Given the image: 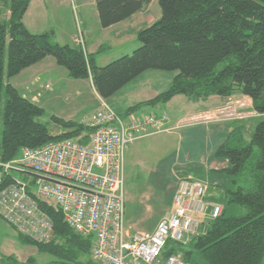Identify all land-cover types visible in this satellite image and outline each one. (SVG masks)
Listing matches in <instances>:
<instances>
[{
    "label": "trees",
    "instance_id": "16d2710c",
    "mask_svg": "<svg viewBox=\"0 0 264 264\" xmlns=\"http://www.w3.org/2000/svg\"><path fill=\"white\" fill-rule=\"evenodd\" d=\"M7 2L9 19L0 21V160L12 159L25 146L75 138L85 129L74 120L52 116L65 130L51 133L38 120L43 108L9 82L47 56L71 78L91 77L95 91L105 100L147 69L177 71L165 90L129 106L125 115L179 94L201 99L239 92L251 99L260 119L249 140L234 137L237 143L229 146L227 137L214 153L227 159L220 171L231 183H236L232 176L248 168L247 186L222 190L227 202L241 205L244 212L225 216L224 207L188 245L168 241L163 255L181 251L193 264L201 258L208 264H264V0H157L160 16L137 30L139 45L104 65L76 45L51 42L50 32H31L22 21L30 0ZM148 3L95 0L99 24L105 28L123 21ZM225 59L228 62L217 68ZM87 140V136L80 139ZM10 181L11 176H6L0 189ZM38 204L51 218V238L36 241L17 231L19 241L52 254L57 264H101L89 256L90 238L75 233L58 209L42 201Z\"/></svg>",
    "mask_w": 264,
    "mask_h": 264
},
{
    "label": "built area",
    "instance_id": "2783aa9c",
    "mask_svg": "<svg viewBox=\"0 0 264 264\" xmlns=\"http://www.w3.org/2000/svg\"><path fill=\"white\" fill-rule=\"evenodd\" d=\"M79 36L83 45L80 31ZM99 100L98 109L81 118L85 129L79 136L25 146L12 159L0 160V183L12 178L0 189V218L36 241H48L52 221L39 206L42 201L58 209L75 233L91 239L90 255L101 264H193L181 251L163 255L166 243L186 245L222 207L205 200L204 181L187 176L178 181L168 214L152 229L129 234L125 150L150 128L158 129L166 116H122ZM83 136L87 142L80 141Z\"/></svg>",
    "mask_w": 264,
    "mask_h": 264
},
{
    "label": "rangeland",
    "instance_id": "374dc122",
    "mask_svg": "<svg viewBox=\"0 0 264 264\" xmlns=\"http://www.w3.org/2000/svg\"><path fill=\"white\" fill-rule=\"evenodd\" d=\"M44 1L47 5V14L44 21H42L43 14L40 7ZM6 7L8 8L7 0H0L1 17H3ZM76 7L75 0H31L29 10L25 14L23 22L28 25L27 27L31 31L40 29L43 25L47 27L50 25L58 33L56 39H59V35H63L62 30H71L74 32L71 44L80 47L85 54H89L82 30V27L84 28L83 21L85 25L91 27L92 36L99 37V29L101 27H96L97 23L90 12L83 18L80 14V9ZM149 10L150 15H147L149 17L146 16L145 19L141 20L142 24L144 23L143 25L154 21L156 17L160 16L157 0H152ZM0 21H4L3 18H0ZM79 31L81 32L83 45H81ZM102 32L104 35L101 38L102 43L98 51L99 53L94 55L95 61L99 65H104L124 54H129L139 45L136 32L134 31V34L131 32L123 39L125 40L124 43L110 39V36L114 38V34L111 33L113 31L105 30ZM134 38L136 43L132 47H128ZM49 40L55 42L52 36L49 37ZM47 57L53 58L52 56ZM227 62L228 59L223 60L217 68H221ZM55 64H46L45 69L48 72L45 74L41 75V71L35 69L25 73L22 78L21 72L27 69L24 68L17 75L10 78L9 82L16 85L19 78H22L23 82L20 81L19 87L23 92H27L26 84L29 80L34 81L30 83V90H36L39 83L46 87L53 84V87H51L57 89L58 92L56 97L52 96L51 98L45 95L41 99V94L37 90L35 92L37 98L41 99L40 106L43 108V114L39 116L38 120L43 122L49 131L60 133L65 129L59 123L54 122L52 116L80 123L82 117L89 116L98 109L100 100L99 95L93 87L91 77L71 78L63 67ZM176 73V70L147 69L106 100L117 113L124 116L129 106L150 99L165 90ZM45 80L51 82L44 83L43 81ZM17 89L20 91L19 88ZM64 89L65 91L62 93L61 91ZM74 90L78 91L77 95L70 94ZM236 93H234V96L233 94L227 96V100L225 101L227 106L218 110L211 118H208L206 115L189 114L191 110H187L186 107H199L202 101L198 102L200 99H193L183 94L178 95L182 102L173 100L170 103H157L156 105L149 106L141 105L137 108V111H132L137 114L165 115L166 120L158 129L150 128L147 133L132 141L125 150L124 187L125 224L127 228L134 232L149 230L157 219L167 215V212L170 211L171 197L181 178L191 176L204 181L208 187H213L208 178L190 174L194 163L188 160L184 156V153L189 152L190 149L194 151L197 147V143L193 141L194 138H198V135L192 133L194 126L204 128L202 124L208 119L216 121L221 119L227 120L225 122L227 124L226 129H224L222 137L225 140L229 137V146L237 143L234 137L246 141L249 140L254 125L260 119V115L254 112L252 106L247 108L243 106V103L242 107L244 108L231 110L235 95H242L239 92ZM184 104L187 106L185 107ZM239 105L241 106V103ZM176 114L177 116L175 117ZM240 120L244 122L236 129L234 124H238ZM229 131L230 133H228ZM231 132H236V134ZM232 134L234 135L232 136ZM183 137L182 145H179ZM190 140L193 142H189ZM223 166H227V160ZM214 167L218 168L221 165L216 164ZM232 178L235 179L236 183H231L226 178L227 180L222 182V189L228 186L233 189L236 185L247 186L250 183L248 168H245L237 176H232ZM222 189L219 197L217 196L218 192L213 194L217 197V204L222 209L225 207L224 215H238L244 212V208L241 205L227 202V199L223 196ZM16 232V229H13L11 225L0 218V264H57V259L52 254L40 251L34 245L19 241ZM198 233H200L199 230ZM89 256L91 257V255ZM197 262L198 264H208L202 258L197 259Z\"/></svg>",
    "mask_w": 264,
    "mask_h": 264
},
{
    "label": "crops",
    "instance_id": "0c3cea01",
    "mask_svg": "<svg viewBox=\"0 0 264 264\" xmlns=\"http://www.w3.org/2000/svg\"><path fill=\"white\" fill-rule=\"evenodd\" d=\"M151 2H152V0H149V3L147 6H145L140 11L134 13L129 18H127L123 21L117 22L115 24H112L108 27L103 28L99 24V20H98V16H97V10L95 7V0H75V3L77 5L76 8L80 9L81 16L84 18V16H86L87 13L90 12L92 14L93 18L95 19V22L97 23L96 27H101L99 29V35L100 36L99 37L98 36L97 37L92 36L91 35V32H92L91 27L85 25V22L83 21L84 28L82 27V30H83V33L85 36V40H86V44L88 47L89 54H93V56H94L96 53H99L98 51H99L100 45L102 43L101 38L104 35V33L102 31H105V30L113 31L111 33L114 34V36H113L114 38H111L112 36H110V39L113 41H116V42L124 43L125 40H123V39L126 38V36H128L129 33L133 32V31L137 32L138 29L145 26V25H143L144 23L142 24L141 20L145 19L148 14L150 15L149 5ZM30 3H31V0H30L28 7H27V9L23 15V18L25 17V14L29 10ZM46 9H47V5L44 1L42 3V6L40 7V10L42 11V14H43L42 21H44V19L46 17V14H47ZM3 14H4L3 17H1V15H0V18H3L4 21H7L9 19V16H10L9 7L5 8V12ZM157 16H158V14H157ZM147 17H149V16H147ZM23 18H22V21H23ZM157 18L158 17H156L155 19H157ZM151 22L152 21H150L148 24H150ZM24 24L26 27L28 26L26 23H24ZM27 28L29 29V27H27ZM31 32L37 33V34L43 33V32H50L51 33L50 36H52L54 38L55 42H57L59 44H66V43L71 44L72 36L74 33L71 30H68V31L62 30L63 35H59L58 36L59 39H56V36L58 35V33H57L56 29L51 27L50 25H49V27L43 25L40 29L32 30ZM134 32H133V34H134ZM132 41L133 42L130 45H128V47H130V46L132 47L136 43L135 38H134V40L132 39ZM109 42H110V40H109ZM108 46H110V45L108 44ZM55 63L56 62H55L54 58L45 57L41 61L29 66V68L27 67L26 70L21 72V76L23 78L25 73H27L28 71H31V70H35V69H37V70L39 69L38 71H41L40 72L41 75L45 74L48 72V70L45 69V65L46 64H55ZM55 65H57V64H55ZM18 77H20V76H18ZM22 78H19V81L16 85L15 84L14 85L12 84V85L14 87L20 89L19 83H20V81H22ZM31 81H33V80H29L28 83L26 84L27 92H23V91H21V89L19 92L21 94H23L25 97L36 102L37 104H39V105L41 104V99L45 95H47L51 98H52V96H55V97L57 96L58 92H57V89L52 88L53 84L51 85L52 87L51 86L46 87V86H43L39 83V86L37 87L36 90L38 93L41 94L40 95L41 99L37 98V96L35 95L36 90H34V89L30 90ZM43 82L44 83H50L51 81L45 80ZM63 91H65V89L62 90L61 92L63 93ZM74 91H76V90H74ZM74 91L71 92L70 94L77 95L78 91H76V92H74ZM62 93H60V94H62ZM233 96H234V94H233ZM174 97H176V98H174ZM226 98H227V96L209 95L208 97L202 98L198 101V102L202 101L201 103L203 104V105L201 104L199 107H196V106L186 107L187 105H185V104L184 105L187 108V110H191L189 113L191 115H206L208 118H211L218 110H220L221 108H225V106H227L225 104V101L227 100ZM173 100H177L178 102H182L181 98L178 97V95L173 96L171 98V100H169L168 102L170 103ZM198 102H195V103H198ZM239 103H241V106L239 105ZM242 103L244 104L243 106L247 107V108L249 106H252L251 99L248 96L243 95V94L241 96L235 95V97L232 101L231 110L244 108V107H242ZM150 109H151V107H150ZM136 111H137V109H136ZM254 112H255V110H254ZM178 113H180V112H178ZM240 113L244 114L243 112H240ZM248 114H250V112H248ZM176 116H177V114L175 115V117ZM225 122H227V120L221 119V120L216 121L213 119H208V120L204 121V123L202 124L204 128H197L196 126H194V131H192V133L195 135H198V138H194L193 141H195L197 143V147L194 149V151H192L190 149L189 152L184 153L185 154L184 156H186L188 158V160H190L192 163H194V166L192 167L190 174L195 175L197 177H204L206 179L208 178L209 182L211 183V186L213 185V187H214L213 188V187L207 186V192H206L205 200L209 204L217 203V200H216L217 197H215V195L213 193L218 192L217 196L219 197L220 191L223 187L222 182H225L224 180H227L226 179L227 176L220 171L223 167H225L223 165H224V163H226L227 159L220 157V156H216L214 153L216 148L219 145H221L225 140L222 137L223 136L222 134H224V131H225L224 129H226V125H227ZM243 122L244 121L240 120L238 122V124L237 123H236V125L234 124V127L236 129L239 128ZM230 131L228 133H230ZM50 132L53 134L55 133L52 131H50ZM228 133H227V135H228ZM183 139H184V137L182 138V140H180L179 145H182ZM198 139H199V141H198ZM193 141L190 140L189 142H193ZM216 164H218V165L220 164L221 167H218V168L214 167ZM194 168H196V169H194ZM215 183H216V185H215ZM220 198H221V196H220ZM171 199H172V197H171ZM170 206H171V202H170ZM157 220L154 222V224L152 225V227L150 229H152L155 226ZM207 224H208V219H204L203 223H201V225L198 228L199 232L204 231L207 227ZM128 232H129V234H131L134 231H132L128 228Z\"/></svg>",
    "mask_w": 264,
    "mask_h": 264
},
{
    "label": "water",
    "instance_id": "95a60500",
    "mask_svg": "<svg viewBox=\"0 0 264 264\" xmlns=\"http://www.w3.org/2000/svg\"><path fill=\"white\" fill-rule=\"evenodd\" d=\"M49 135H52V134L49 132Z\"/></svg>",
    "mask_w": 264,
    "mask_h": 264
}]
</instances>
